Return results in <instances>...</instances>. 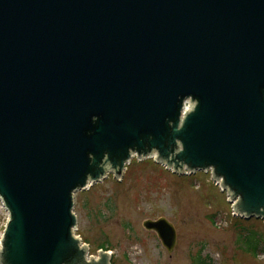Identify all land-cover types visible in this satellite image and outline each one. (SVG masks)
Returning <instances> with one entry per match:
<instances>
[{
	"label": "water",
	"instance_id": "obj_1",
	"mask_svg": "<svg viewBox=\"0 0 264 264\" xmlns=\"http://www.w3.org/2000/svg\"><path fill=\"white\" fill-rule=\"evenodd\" d=\"M133 157L264 221V0H0V264H111L74 194Z\"/></svg>",
	"mask_w": 264,
	"mask_h": 264
},
{
	"label": "rangeland",
	"instance_id": "obj_2",
	"mask_svg": "<svg viewBox=\"0 0 264 264\" xmlns=\"http://www.w3.org/2000/svg\"><path fill=\"white\" fill-rule=\"evenodd\" d=\"M74 194L76 237L97 258L101 247L111 264H264V224L233 217L226 193L198 172L176 176L152 160L127 166ZM166 220L176 231L170 253L145 221ZM7 213L0 201V238Z\"/></svg>",
	"mask_w": 264,
	"mask_h": 264
},
{
	"label": "trees",
	"instance_id": "obj_3",
	"mask_svg": "<svg viewBox=\"0 0 264 264\" xmlns=\"http://www.w3.org/2000/svg\"><path fill=\"white\" fill-rule=\"evenodd\" d=\"M101 249L104 250V251H107L106 249H103V247H101ZM207 261H208V259H201L200 258V261H199L198 264H211V263H208Z\"/></svg>",
	"mask_w": 264,
	"mask_h": 264
}]
</instances>
